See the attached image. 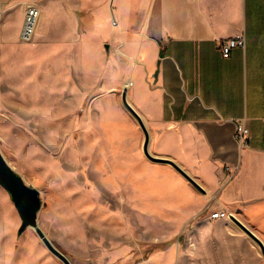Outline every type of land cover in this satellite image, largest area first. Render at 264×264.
I'll use <instances>...</instances> for the list:
<instances>
[{
	"label": "rangeland",
	"instance_id": "374dc122",
	"mask_svg": "<svg viewBox=\"0 0 264 264\" xmlns=\"http://www.w3.org/2000/svg\"><path fill=\"white\" fill-rule=\"evenodd\" d=\"M35 1L40 14L26 43L17 37L19 6L0 12V153L38 190L37 222L53 245L71 264H264L233 221L182 210L181 200L176 210L158 208L168 191L152 193L154 170L135 161L149 159L121 101L122 55L76 23L75 0ZM20 224L0 185V264H63L33 228L18 233Z\"/></svg>",
	"mask_w": 264,
	"mask_h": 264
},
{
	"label": "crops",
	"instance_id": "0c3cea01",
	"mask_svg": "<svg viewBox=\"0 0 264 264\" xmlns=\"http://www.w3.org/2000/svg\"><path fill=\"white\" fill-rule=\"evenodd\" d=\"M31 3L37 5H0L2 14L19 6V38ZM75 3L76 23L85 22L90 36L122 55L123 87L148 132L150 154L172 160L201 188L168 163L135 156L138 168L154 170L147 173L152 193L168 191L158 208L176 210L181 200L188 212L225 209L264 240V0ZM105 28L113 29L110 38L101 34ZM59 29L58 50L65 43ZM240 35L244 47L223 57L219 42ZM240 124L248 130L245 145L234 137Z\"/></svg>",
	"mask_w": 264,
	"mask_h": 264
},
{
	"label": "water",
	"instance_id": "95a60500",
	"mask_svg": "<svg viewBox=\"0 0 264 264\" xmlns=\"http://www.w3.org/2000/svg\"><path fill=\"white\" fill-rule=\"evenodd\" d=\"M121 101L127 110L136 118L144 135L142 151L144 155L153 162L168 163L173 166L182 176H184L194 187L201 189L199 184L193 180L184 170H182L172 160L159 158L153 156L148 151V132L146 131L143 122L135 111V109L129 104L127 100V88H123L121 92ZM0 185L8 192L10 198L17 210V213L21 219V224L18 228V233L24 231L27 227H31L35 230L38 237L44 243L46 248L59 258L63 264H71L70 260L57 249L50 239L46 236L43 230L40 228L37 222V212L41 206V199L39 192L34 187L28 185L24 179L8 164L0 153ZM231 220L246 234L248 235L260 248L262 256H264V242L252 232L245 224H243L236 217H232Z\"/></svg>",
	"mask_w": 264,
	"mask_h": 264
},
{
	"label": "built area",
	"instance_id": "2783aa9c",
	"mask_svg": "<svg viewBox=\"0 0 264 264\" xmlns=\"http://www.w3.org/2000/svg\"><path fill=\"white\" fill-rule=\"evenodd\" d=\"M39 14L40 11L36 4L31 3L26 6L23 17L22 28L20 31V38L22 40L30 41L31 38L33 37ZM244 45H245V40L243 35L225 38L219 42V47L223 57H228L230 51L234 47H244ZM247 135H248V130L243 124L236 126L234 137L238 142L245 145L247 142ZM225 169L227 170L228 167L225 166ZM207 210L210 211V213L208 214V218L214 220L224 219V218L231 220L232 217H236L232 212L225 209L211 210V208H206L202 211L205 212Z\"/></svg>",
	"mask_w": 264,
	"mask_h": 264
},
{
	"label": "bare ground",
	"instance_id": "6f19581e",
	"mask_svg": "<svg viewBox=\"0 0 264 264\" xmlns=\"http://www.w3.org/2000/svg\"><path fill=\"white\" fill-rule=\"evenodd\" d=\"M127 84H128V83H127ZM127 84H125V85L127 86ZM112 125H113V124H112ZM117 126H118V125H117ZM109 128H110V126H109ZM114 128H115V127H113V129H114ZM113 129H112V130H113ZM109 130L111 131V129H109ZM107 131H108V130H107ZM110 133H111V132H110ZM112 134H113V133H112ZM114 137H116V136H114ZM111 138H112V137H111ZM123 142H124V141H123ZM120 146H121V145H120ZM114 167H116V166L114 165ZM117 168H118V166H117ZM117 168H116V169H117ZM158 185H159V183H158ZM151 186H152V185H151ZM152 187H153V186H152ZM167 187H168V186H167ZM154 188H155V187H154ZM154 188H153V189H154ZM165 192H166V190H165ZM148 193H149V191H148ZM158 194H160V193H158ZM156 195H157V193H156ZM162 195H163V193H162ZM169 196H170V195H169ZM157 198H158V200H159L160 196H159V197L157 196ZM145 200H146V199H145ZM161 200H162V198H161ZM164 200H165V199H164ZM165 202H166V201H165ZM151 204H152V203H151ZM153 205H154V203H153ZM155 205H156V204H155ZM152 208H154V207H152ZM155 212H156V211H155ZM157 212H158V211H157Z\"/></svg>",
	"mask_w": 264,
	"mask_h": 264
}]
</instances>
